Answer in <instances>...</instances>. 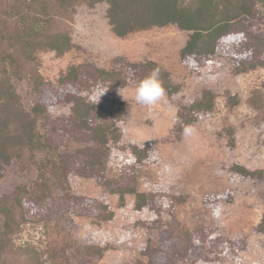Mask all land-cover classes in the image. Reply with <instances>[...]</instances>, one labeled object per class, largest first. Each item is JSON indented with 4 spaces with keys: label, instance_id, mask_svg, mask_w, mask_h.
Segmentation results:
<instances>
[{
    "label": "trees",
    "instance_id": "1",
    "mask_svg": "<svg viewBox=\"0 0 264 264\" xmlns=\"http://www.w3.org/2000/svg\"><path fill=\"white\" fill-rule=\"evenodd\" d=\"M99 3H107L106 17L121 38L169 25L188 31L180 58L193 75L220 60L230 62L235 74L264 66V30L256 27L263 20L259 5L264 0H0V180L12 164L36 172L30 183L0 197V264H107L102 262L107 247L83 246L74 237L73 225L77 217L102 224L113 220L116 211L100 197L77 193L73 178L93 180L118 194L122 204L134 195L138 211L160 212L159 194L141 191L140 184L161 158L153 142H125L130 103L119 90L136 87L155 68L170 101L183 86L151 58L117 56L109 67L84 61L70 65L56 80L42 73L44 53L64 56L80 49L73 35L78 8ZM24 85L34 99L31 105L24 101ZM226 99L230 108L240 103L231 91ZM61 105H69L70 113L52 112ZM216 108V92L204 87L198 97L178 106L176 136L181 138L185 126L213 115ZM124 150L135 160L115 164L116 153ZM230 171L264 183L263 169L234 164ZM233 199L230 190L209 194L204 203L217 213L220 203ZM186 200L172 196V205ZM28 224H42L44 238L18 243ZM158 229L157 243H149L145 260L136 264H175L178 258L212 263L222 253L245 249L207 224L182 234L169 224L159 223ZM254 233L264 238V214Z\"/></svg>",
    "mask_w": 264,
    "mask_h": 264
},
{
    "label": "rangeland",
    "instance_id": "2",
    "mask_svg": "<svg viewBox=\"0 0 264 264\" xmlns=\"http://www.w3.org/2000/svg\"><path fill=\"white\" fill-rule=\"evenodd\" d=\"M107 3L95 7L79 6L74 22V40L80 49L58 56L55 52L42 55V73L56 80L70 65L93 61L109 67L117 56L132 60L151 58L171 72L182 91L170 101L165 99L151 109L135 100V86L121 91L129 103L124 140L153 142L161 161L153 164L142 179L140 190L159 194L156 203L160 212L135 209V196L130 194L124 204L118 194L111 193L93 180L73 178L79 194L100 197L110 203L116 216L113 220L97 224L92 218L77 217L73 225L74 237L83 246L101 245L107 250L102 262L107 264H136L145 260L144 249L159 238L158 224L172 225L177 234L200 224L217 227L219 232L237 239L244 250L235 255L222 253L220 260L199 264H264V238L254 228L264 214V183L243 179L230 170L242 164L253 170H264V66L243 74H235L228 61H217L193 75L181 63L180 51L189 32L177 25L154 27L121 38L114 33L106 17ZM263 20L256 27L264 30V3L259 5ZM209 86L217 94L216 112L194 124L185 126L182 137L174 132L175 113L184 104L200 95ZM22 88L24 101H34ZM236 93L240 103L234 108L227 105L226 92ZM54 114L70 113L69 105L52 108ZM185 129H189L188 133ZM234 138L235 146L232 145ZM135 156L128 150L115 155V164L130 163ZM36 176L31 169L19 164L8 167L0 180V197ZM232 190V202L219 204L213 213L204 203L205 197ZM172 196L184 203L172 205ZM42 224H28L18 243L37 242L44 238ZM175 264H192L178 258Z\"/></svg>",
    "mask_w": 264,
    "mask_h": 264
},
{
    "label": "clouds",
    "instance_id": "3",
    "mask_svg": "<svg viewBox=\"0 0 264 264\" xmlns=\"http://www.w3.org/2000/svg\"><path fill=\"white\" fill-rule=\"evenodd\" d=\"M119 91L123 96L122 91L121 90ZM165 96H166V90L160 78L159 68L153 69L150 73L144 76L136 84L135 87L136 102L142 106L148 107L149 109H151L157 103L163 101L165 99ZM189 131H190L189 129H185L186 133H188Z\"/></svg>",
    "mask_w": 264,
    "mask_h": 264
},
{
    "label": "crops",
    "instance_id": "4",
    "mask_svg": "<svg viewBox=\"0 0 264 264\" xmlns=\"http://www.w3.org/2000/svg\"><path fill=\"white\" fill-rule=\"evenodd\" d=\"M175 113H178V109H177V111Z\"/></svg>",
    "mask_w": 264,
    "mask_h": 264
}]
</instances>
